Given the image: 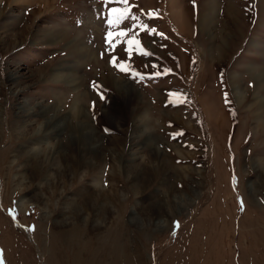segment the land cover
<instances>
[{"label":"rangeland","instance_id":"obj_1","mask_svg":"<svg viewBox=\"0 0 264 264\" xmlns=\"http://www.w3.org/2000/svg\"><path fill=\"white\" fill-rule=\"evenodd\" d=\"M1 1L0 264H264V0Z\"/></svg>","mask_w":264,"mask_h":264},{"label":"bare ground","instance_id":"obj_2","mask_svg":"<svg viewBox=\"0 0 264 264\" xmlns=\"http://www.w3.org/2000/svg\"><path fill=\"white\" fill-rule=\"evenodd\" d=\"M12 2L13 3H15V2H18L19 3V2H21V0H12ZM167 3L170 6V9H171V17L174 20L175 24H178V25L180 24V26H181L182 25V22H183L182 17H185L184 14L182 16V11H181L182 9H181V7L178 5V3H177L176 0H168ZM211 8H212V6H211ZM6 9L7 8H3L1 12L2 13L5 12ZM208 17H207V19H208ZM209 18L211 19V22H210L209 26H211L212 25L211 23H212L213 16L212 17L210 16ZM207 19L206 18L201 19V22L200 23L202 25H204L203 23H206ZM250 72L252 74V77L255 80L254 89L252 91V95L253 96L251 98V101L248 102V98L250 97L249 96V93H248V91L244 90L242 88L241 84L239 83V81H237V79H239V78H237V76H233L232 77L231 82H230V89H231L232 99H233V102L236 105V107H242L243 108V106H244L246 108V112L250 113L251 117L254 120V123L256 124V127L255 128L258 130V128H262L264 126V73H261V72H258V71L256 72V70H254V69H251ZM115 81H117V80L115 79ZM115 83H113V84H115ZM122 85H124V84H122ZM119 88H120V86H119ZM119 90L121 91V89H119ZM124 91H126V90H124ZM246 103H247V106H246ZM218 104L220 106L219 113H218V110H215L216 112L214 111L215 114H213L214 115L213 118H211V114H210V111L211 110H209V109H206L205 110V114H206L205 116L207 117V121L208 122L209 121L210 122H215V124H216L217 123L216 121L220 122V119L223 118L222 115L228 116V113L223 109V106L220 105V104H223V102L220 101V103H218ZM43 111H46V110L43 109V108H41L40 111H39V113L40 114H43ZM75 112L78 113L77 110ZM54 121H55V119H50L49 121H47V123L45 125H43L44 126V129L46 128L48 130V134H46V136L49 135V134H51L52 132H56V131L58 132V130L60 128V125L63 122V119H58V120L55 121V123H54ZM221 123H223V122H220L219 124H221ZM49 125L52 126L51 129H50V131H49V128H50ZM63 125H65V124H63ZM80 126H81L80 132H78V133L75 132V134L71 135V137L73 138V141L75 140L76 143H77V145L79 147H81L83 149H86V150H88L87 149V147H88L87 146V143H92L93 147H95L96 146L95 145L96 142H94L95 140L93 139L94 138V133L93 132H90V131H87V127H85V126H83L81 124H80ZM38 131H40L39 133H41L42 132V127ZM260 164L264 167V159H262L261 161H259V164L258 165H260ZM21 203L22 204H25V203H23V201ZM70 230H69L70 231V233H69L70 237L75 239L76 234H73V233H75V230L76 229H70ZM76 233H77V230H76Z\"/></svg>","mask_w":264,"mask_h":264},{"label":"snow or ice","instance_id":"obj_3","mask_svg":"<svg viewBox=\"0 0 264 264\" xmlns=\"http://www.w3.org/2000/svg\"><path fill=\"white\" fill-rule=\"evenodd\" d=\"M124 2H126V0H124ZM193 5L195 6V0H193ZM149 15L151 16V13H150ZM120 18H124V17H123V14H121V17H120ZM137 19H138V18H137ZM139 27L142 28V29H144L145 31L151 32V33L154 34V35L156 34V30H155V29H150V28H148L147 25H145V24H143V23L139 24ZM118 35H119V36H124V35H126V33L121 32V33H119ZM159 35H160L162 38H164V33H159ZM111 36H112V33H109V34H108V37H106V40H107L108 38H110ZM129 44H130V45L135 44L137 47L140 46V45H139V41H138V39H136L135 36L133 37V39H132L131 41H129ZM145 54L151 55V53H145ZM110 63H113V66H116L115 61H110ZM128 67H130V65H129ZM119 70L122 71V72H124V71H126V68H125L124 65H121V66L119 67ZM168 71H170V70H165V74H166ZM133 74H134V75H140L139 73H133ZM141 78H143V77L141 76ZM94 87H95V85H94ZM169 95H170V96H177V97H179V100H174V101H170V102H173V103H176V102H187L186 99L183 98V94H182V93H170ZM229 102H230V101L228 100L227 93H225V103H229ZM177 226H178V224H177Z\"/></svg>","mask_w":264,"mask_h":264}]
</instances>
